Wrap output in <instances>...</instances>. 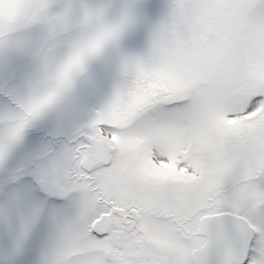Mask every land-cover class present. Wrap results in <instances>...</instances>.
I'll use <instances>...</instances> for the list:
<instances>
[{
	"label": "snow or ice",
	"instance_id": "obj_1",
	"mask_svg": "<svg viewBox=\"0 0 264 264\" xmlns=\"http://www.w3.org/2000/svg\"><path fill=\"white\" fill-rule=\"evenodd\" d=\"M0 264H264V0H0Z\"/></svg>",
	"mask_w": 264,
	"mask_h": 264
}]
</instances>
